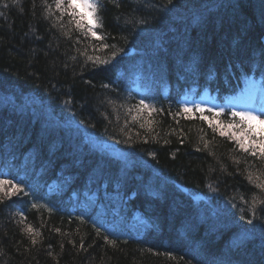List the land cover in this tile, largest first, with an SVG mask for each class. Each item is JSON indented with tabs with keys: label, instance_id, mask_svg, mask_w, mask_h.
Here are the masks:
<instances>
[{
	"label": "trees",
	"instance_id": "16d2710c",
	"mask_svg": "<svg viewBox=\"0 0 264 264\" xmlns=\"http://www.w3.org/2000/svg\"><path fill=\"white\" fill-rule=\"evenodd\" d=\"M99 3L93 37L61 19L54 0H0V86L54 115L52 102H62L77 125L38 110L0 118V179L24 189L0 193V264H264V192L255 186L264 162L194 108L210 119L208 108L223 109L213 125L240 134L227 125L244 110L226 102L264 94V0ZM77 11L87 24L89 10ZM123 60L140 63L147 81H131ZM205 91L208 105L181 101ZM141 99L150 108L138 113ZM58 191L76 218L48 205Z\"/></svg>",
	"mask_w": 264,
	"mask_h": 264
},
{
	"label": "snow or ice",
	"instance_id": "6c2138e0",
	"mask_svg": "<svg viewBox=\"0 0 264 264\" xmlns=\"http://www.w3.org/2000/svg\"><path fill=\"white\" fill-rule=\"evenodd\" d=\"M15 2V0H13ZM168 3L171 4L172 0H168ZM55 8L61 13V19L63 18V15L69 16V23L74 24L75 29L80 31L82 35L88 36L91 35L93 37H96V31H94V28L100 26V17L98 15L99 9L102 7V5L99 3V0H54ZM8 5H5L7 7ZM49 9L51 8V5H48ZM79 7H83L84 9L89 10L88 15L91 17L88 20V23L85 24V14L78 12L77 9ZM2 15V13H0ZM98 39H102L101 37H97ZM103 48H108V44H102ZM115 53H113V58H115ZM89 59H92L89 57ZM95 63L98 64H108V60L101 59L99 57L96 58ZM104 87H108V85H104ZM150 108L149 105L145 104V101L143 99L140 100L139 104L136 105L137 112H142L145 109ZM194 108L197 112L201 113V119L206 120L208 122L209 127L212 129V131L218 132V134L222 137H227L229 140H234L236 145L239 147V149L245 153H247L249 156L254 157L261 162H264V129H261L259 132H257V129L253 125L252 122H258L260 125H264V118L257 115L253 111H232L231 116L234 118L233 123H230L227 125L229 129H231L234 125L236 127L240 128V134L237 135L235 132L231 133L229 135L228 132L222 130V126L220 124L213 125L212 119L215 118V116H219L223 113V109H220L219 111H215L212 108H208L207 112L214 115L212 116V119H210L208 116H204L203 113L205 112V108L201 105L197 104L194 105ZM131 111V109L129 110ZM152 111H156L155 109H152ZM183 111L185 113H191L192 109L184 106ZM235 118H238L239 123H235ZM133 119L135 120L136 117L134 116ZM144 125L141 124V127ZM247 142V143H246ZM205 147H208L206 144ZM239 163V161H237ZM252 175L248 176L249 182H252ZM257 188H259L262 192H264V183H257L255 185ZM7 188V190H5ZM24 189L23 187L15 183L13 180L9 179H0V193L3 194L6 198H11L12 196L18 195L20 193H23ZM257 201L254 199L253 201V216L255 217V207H256ZM259 203L264 204V201H259ZM33 207H37V205L33 204ZM22 215V213H21ZM248 224H252V220L249 219L247 221ZM28 231L32 232L33 229L31 226L28 227ZM59 231V229H57ZM97 232L99 233V229H97ZM39 233H37L38 235ZM107 240V237H105ZM35 240L33 239L32 243L35 244ZM111 243H115V241H111ZM83 247V245H81ZM170 255V254H169Z\"/></svg>",
	"mask_w": 264,
	"mask_h": 264
},
{
	"label": "bare ground",
	"instance_id": "6f19581e",
	"mask_svg": "<svg viewBox=\"0 0 264 264\" xmlns=\"http://www.w3.org/2000/svg\"><path fill=\"white\" fill-rule=\"evenodd\" d=\"M135 62L134 61H128V60H123V65L127 68L128 71H130L132 69V72L130 73L131 76L130 77L131 81L133 80L134 82L138 83V84H142L143 82H146V76H145V71L144 68L141 67L140 63H136L135 66H133ZM116 77H119L120 79L123 78L122 75L123 73L121 72H114L113 73ZM34 93L37 94V92L35 91H31V94L34 95ZM14 92H11L9 90H6L5 88H3V86H0V118H2V120H5L8 118L14 119L15 123L17 121V117H22L24 116L23 114H18L17 117H15V115L12 113L13 111L16 113H23V112H27L29 111L30 113H33L35 110L39 111L40 113H45L47 112V109L44 108H37V106H39V102L37 101V103L35 104V109H31L29 107H24L22 105H19V103H17L16 99H14L13 97ZM221 100V99H219ZM53 105H56L55 107V112L59 113L60 112V116L64 119H70L72 118V114L70 113L71 111H68L67 107L61 102L57 104V101H53L52 102ZM41 107V106H40ZM10 109V111H6V109ZM37 108V109H36ZM28 112V113H29ZM46 115V120L48 121V119H53L54 122L56 123H62L60 121H58V118L54 117L53 113L49 114V113H45ZM46 127L49 126H54L53 123H49L45 125ZM57 130H62L60 129V127H56ZM57 146V145H56ZM87 189L85 188L83 192H79L78 193V199L80 201H83L87 196ZM40 195V194H39ZM43 198L47 199V196H42ZM70 197H68L67 194L61 193V191L55 192L52 199L48 198V202L50 201V203L48 204L51 208H53L57 214L60 215H68L71 218H76L77 217V210H70L68 208H66V204L68 203ZM52 201V202H51ZM113 207V205L110 202L105 203V208L108 210H111ZM101 209L95 210L93 213H100ZM196 213V212H195ZM197 214V213H196ZM132 236L135 237L137 240L139 239H143V236L141 235V233H137L136 231H132ZM221 248V247H220Z\"/></svg>",
	"mask_w": 264,
	"mask_h": 264
},
{
	"label": "rangeland",
	"instance_id": "374dc122",
	"mask_svg": "<svg viewBox=\"0 0 264 264\" xmlns=\"http://www.w3.org/2000/svg\"><path fill=\"white\" fill-rule=\"evenodd\" d=\"M203 97H201L200 99H198L197 101L198 102H200V101H203ZM37 101L40 103L39 104V106H37V108H44V109H47V112H45V113H49V114H52L53 113V109L51 108V107H48L47 108V106L45 105V104H42V102H40V100L38 99V98H32V97H30V96H28V97H23V99L22 100H20V101H18L17 103H19V105H22V106H24V107H29V108H31L32 110L33 109H35V104L37 103ZM41 106V107H40ZM36 108V109H37ZM54 117H56V118H58V117H60L65 123H69L68 124V127L70 128H72V126L73 125H76L75 124V122L72 120V118H70V119H64V118H62L61 116H60V112L59 113H57V115H53ZM261 117L262 118H264V114H262L261 115ZM76 127H77V125H76ZM94 138H95V136H94ZM135 160L134 159H132L131 160V162H134ZM137 165H142L141 163H136ZM135 164V165H136ZM115 212H116V210H115ZM127 227V226H126ZM125 227V228H126Z\"/></svg>",
	"mask_w": 264,
	"mask_h": 264
}]
</instances>
